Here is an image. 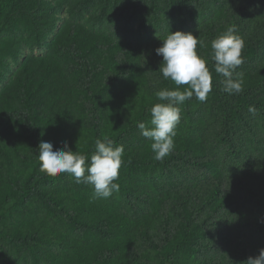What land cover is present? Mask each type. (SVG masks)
Returning <instances> with one entry per match:
<instances>
[{"label":"trees","instance_id":"obj_1","mask_svg":"<svg viewBox=\"0 0 264 264\" xmlns=\"http://www.w3.org/2000/svg\"><path fill=\"white\" fill-rule=\"evenodd\" d=\"M66 11L67 17L61 15ZM62 21L53 34L57 23ZM235 25L243 91L229 95L211 41ZM205 42V102L181 108L175 149L153 159L156 49L170 32ZM0 264H243L264 248V0H0ZM255 108V114L249 111ZM124 146L119 192L40 171L38 145L89 157Z\"/></svg>","mask_w":264,"mask_h":264},{"label":"clouds","instance_id":"obj_2","mask_svg":"<svg viewBox=\"0 0 264 264\" xmlns=\"http://www.w3.org/2000/svg\"><path fill=\"white\" fill-rule=\"evenodd\" d=\"M235 25L227 27L226 31L211 41L212 60L215 62V72L224 77L223 91L229 95L243 91V74H233L244 63L242 51L243 39L236 34ZM162 45L155 51L163 60L159 71L164 79L175 85H186L181 91L161 89L155 96L161 103L154 104L151 109V127L144 122L138 123L140 134L152 141L150 147L153 159L163 161L175 149L174 137L181 121V108L185 101L193 96L205 102L212 91V74L207 67V61L198 54L197 46L206 47L205 42L191 32H170ZM249 111L255 114V108ZM40 171L51 177L61 173L71 175L77 184L91 185L94 198L107 199L114 192H119L120 185L114 181L119 179V170L124 163V146H114V142L104 137L95 141V151L91 156L72 151L65 142L62 149L53 150L51 142L41 141L38 145ZM243 264H264V248L260 249L255 258L249 257Z\"/></svg>","mask_w":264,"mask_h":264},{"label":"rangeland","instance_id":"obj_3","mask_svg":"<svg viewBox=\"0 0 264 264\" xmlns=\"http://www.w3.org/2000/svg\"><path fill=\"white\" fill-rule=\"evenodd\" d=\"M61 15H63L64 17H67V13L66 11H63L61 13ZM62 21H59L57 23V27L55 28L54 33L57 32L58 27L61 25ZM47 41L41 45V46H35V47H30V46H25L22 52V56L18 59V61H11L8 69L5 71V74L3 76V78L0 80V89L3 87V85L8 81V79L11 77L12 73L14 72V70L18 67V65L20 64L21 60L29 54H36V55H40V54H45L47 52Z\"/></svg>","mask_w":264,"mask_h":264}]
</instances>
